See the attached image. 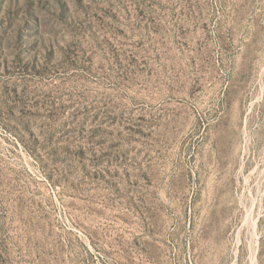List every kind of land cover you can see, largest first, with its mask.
I'll return each mask as SVG.
<instances>
[{"label":"rangeland","instance_id":"rangeland-1","mask_svg":"<svg viewBox=\"0 0 264 264\" xmlns=\"http://www.w3.org/2000/svg\"><path fill=\"white\" fill-rule=\"evenodd\" d=\"M0 264H264V0H0Z\"/></svg>","mask_w":264,"mask_h":264}]
</instances>
